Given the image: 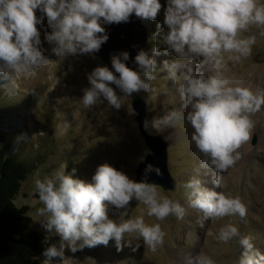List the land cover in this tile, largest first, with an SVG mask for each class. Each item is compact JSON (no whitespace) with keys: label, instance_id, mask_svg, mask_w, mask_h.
Listing matches in <instances>:
<instances>
[{"label":"clouds","instance_id":"9594fccd","mask_svg":"<svg viewBox=\"0 0 264 264\" xmlns=\"http://www.w3.org/2000/svg\"><path fill=\"white\" fill-rule=\"evenodd\" d=\"M165 3L163 25L167 30L157 23L150 37L155 41L151 54L140 48L132 61L135 68L127 66L131 59L128 51L112 54L111 69L97 65L87 74L89 87L83 89L80 103L91 108L107 101L119 110L122 95L150 90L151 81L156 79V57L174 54L178 59L163 60L161 64L171 79L176 80L178 74L183 77L184 83L177 91L187 111H172L155 125L169 126L183 115L194 129L191 139L205 159L184 185L190 190L189 205L199 209L206 220L236 215L243 218L248 209L241 198L215 188L222 187L221 173L240 159L238 149L250 139L254 124L251 114L264 106V89L253 90L243 77L229 76L223 54L234 53L229 59L239 61L251 53L256 37L241 38L240 33L249 25L264 26V0ZM161 9V0H0V78L11 81L28 77L49 65L42 48L41 28L51 29L46 39L54 45L51 51L57 58L84 54L95 58L109 39L106 25L129 23L133 14L142 21H155ZM59 83L57 78L55 85ZM151 154L148 149L145 157ZM66 169L67 164H61L54 175L35 182L44 205L38 210V215L44 217L40 224L60 238L58 244L49 243L43 249L42 264H53L54 258H59L60 264H70L75 258L66 256V252L75 254L85 247L107 246L110 240L118 251L128 246L135 252L140 245L132 246L126 239L129 233H137L153 252L164 244L166 233L160 223L147 224L142 216L125 219L123 214L110 218V206L127 209L136 199L158 221L170 215L184 217L185 207L160 195L150 182L151 173L161 174L151 163L139 181L109 163L97 166L90 181L74 178L76 169L71 173ZM202 176H210L214 187L205 186ZM237 238L241 250L236 264H264V253L255 246L253 237L242 235L233 223L221 226L216 235L225 244ZM188 264L217 261L201 250L189 258Z\"/></svg>","mask_w":264,"mask_h":264},{"label":"rangeland","instance_id":"374dc122","mask_svg":"<svg viewBox=\"0 0 264 264\" xmlns=\"http://www.w3.org/2000/svg\"><path fill=\"white\" fill-rule=\"evenodd\" d=\"M162 9L155 21H141L147 28L146 51L151 54L155 44L150 37L157 30V23L163 25L165 0H161ZM37 15H40L37 10ZM47 28V20L44 21ZM38 27H40L38 25ZM264 26L249 25L240 33L241 38L256 37L251 53L239 61L229 59L234 53H224L228 75L243 77L244 83L253 90L264 89ZM51 29L41 28V40L44 55L49 65L37 69L34 74L20 79H12L10 89L0 82V146L8 149L9 155H16L34 169L22 182L15 204L26 206L31 218V230L42 234L48 243H59V236L48 233L41 226L44 217L38 215L43 203L35 197V182L51 177L67 164V173L74 178L90 181L97 166L109 163L135 179L137 165L145 158L147 149L137 128L136 113L132 110L133 98L139 97L146 103V132L159 135L167 143V165L170 175L176 180L173 191H165L156 186L160 195L173 201H179L185 207L184 217L170 215L163 221L147 214V207L141 201L133 199L127 209L109 208L110 218L123 214L125 219L142 216L145 223H160L166 233L164 244L151 251L144 245L137 233L126 234V239L140 247L133 252L125 246L118 251L114 241L107 246L85 247L75 254L70 264H188L201 250L215 258L217 264H236L240 253L238 238L225 244L216 239L219 228L233 223L242 235H250L257 248L264 253V106L251 114L253 128L250 139L238 149L240 159L222 175V187L216 191L239 196L247 206L245 217L239 215L223 218L205 219L203 213L189 205V191L184 187L196 173L200 162L205 159L192 141L194 129L183 118L174 120L169 126L155 125V122L172 111L186 113L183 101L177 91L184 83L183 77L170 78L163 69V60L178 59L170 53L167 57H156V79L151 81L149 91L122 95V107L117 110L107 101L98 102L91 108L80 103L83 89L89 87L87 74L97 65H103L95 56L84 54L60 59L52 53L54 45L46 36ZM202 59V58H200ZM60 80L55 85L56 79ZM1 80V78H0ZM7 83V84H8ZM55 85V87H54ZM19 124H14V120ZM205 186L213 188L210 176H202ZM44 257L39 259L42 264ZM53 264H60L54 258Z\"/></svg>","mask_w":264,"mask_h":264},{"label":"trees","instance_id":"16d2710c","mask_svg":"<svg viewBox=\"0 0 264 264\" xmlns=\"http://www.w3.org/2000/svg\"><path fill=\"white\" fill-rule=\"evenodd\" d=\"M145 26V25H144ZM34 166L0 146V264H40L46 238L31 230L28 208L15 204L22 182ZM35 197L39 199L37 191Z\"/></svg>","mask_w":264,"mask_h":264},{"label":"water","instance_id":"95a60500","mask_svg":"<svg viewBox=\"0 0 264 264\" xmlns=\"http://www.w3.org/2000/svg\"><path fill=\"white\" fill-rule=\"evenodd\" d=\"M129 23L106 25V30L109 33L108 41L102 45L101 50L95 53L103 65H107L111 69V55L120 51H128L131 59L128 62L129 67L135 68L133 60L140 48L146 50L147 45V28L141 21L133 16ZM135 46V47H134ZM118 75V74H117ZM115 88V85H112ZM119 90V89H118ZM132 110L136 113L135 121L137 128L145 142L147 149L151 150V155H147L143 161L137 165L135 170V180L142 179L144 169L148 163L159 168L160 175L154 172L150 174L149 180L156 186L161 187L165 191H173L176 185V180L168 171L167 143L159 135H150L146 132V108L147 105L139 98H133Z\"/></svg>","mask_w":264,"mask_h":264},{"label":"bare ground","instance_id":"6f19581e","mask_svg":"<svg viewBox=\"0 0 264 264\" xmlns=\"http://www.w3.org/2000/svg\"><path fill=\"white\" fill-rule=\"evenodd\" d=\"M0 82H1V84L3 85V87H5V88L7 87L8 89L11 88L10 85H9V83H8V82L11 83V81H6V80H3V79L1 78ZM7 83H8V84H7ZM13 123H14V124H19L17 119L14 120Z\"/></svg>","mask_w":264,"mask_h":264}]
</instances>
